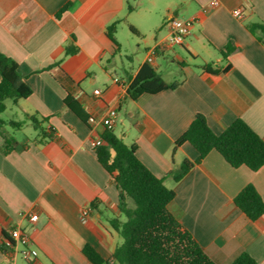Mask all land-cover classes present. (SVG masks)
I'll use <instances>...</instances> for the list:
<instances>
[{
  "label": "crops",
  "instance_id": "1",
  "mask_svg": "<svg viewBox=\"0 0 264 264\" xmlns=\"http://www.w3.org/2000/svg\"><path fill=\"white\" fill-rule=\"evenodd\" d=\"M237 8L241 19L232 16ZM171 17L195 22L181 46L162 49L149 65L166 83H181L131 100L127 88L147 52L167 39ZM115 22L114 43L106 29ZM252 24L264 26V0H220L217 7L208 0H0V53L18 64L31 88L13 105L25 119L47 118L43 126L54 131L43 144H36L34 131L7 153L0 140V264H9L4 244L13 227L37 251L34 259L16 257L13 264H91L82 254L85 244L103 259L120 245L109 222L124 219L118 193L94 152L110 109L126 126L119 136L116 124L113 133L134 144L138 160L173 190L167 209L205 255L214 264H230L246 252L264 264V215L250 221L233 202L248 184L264 201V166L233 168L211 151L179 182L167 177L198 156L188 143L173 151L197 114L215 134L239 118L264 140V32H250ZM229 43L235 50L224 59ZM130 44L136 54L143 50L136 62L128 56ZM67 45L77 52L64 56ZM64 75L84 121L63 103ZM82 209H89L86 223L79 219ZM21 211L37 221L20 218Z\"/></svg>",
  "mask_w": 264,
  "mask_h": 264
},
{
  "label": "trees",
  "instance_id": "2",
  "mask_svg": "<svg viewBox=\"0 0 264 264\" xmlns=\"http://www.w3.org/2000/svg\"><path fill=\"white\" fill-rule=\"evenodd\" d=\"M61 8L56 17L64 12ZM116 22L106 29L107 36L115 43ZM250 32H264V26H247ZM229 43L221 55L224 59L234 51ZM77 52L71 45L65 47L64 56ZM160 51H157V54ZM60 61L57 62V65ZM203 70H208L202 65ZM48 67L46 70H49ZM66 95L65 107L79 119L86 120L81 104L73 97L71 79L64 75L59 79ZM181 82L166 83L149 64H144L127 88V95L136 100L143 94H156L164 90L175 89ZM31 88L24 82L18 70V64L0 53V140L3 153L16 147L13 136L5 126L21 128L23 122H4L1 114L5 111V101L12 104L27 98ZM38 133L36 144L53 139V129L47 124V118L30 116L26 118ZM101 143L94 147L97 161L111 176L118 193V209L124 216L111 219L110 225L121 239L112 254L103 259L90 245L82 248L83 256L91 264H214L196 243L191 234L169 213L167 207L175 193L163 184V179L155 177L137 158L136 146L127 145L112 130L105 127L100 136ZM184 143L190 144L198 153L196 160L184 159L180 165L170 171L167 177L179 182L195 165L211 151L217 152L233 168L245 166L257 171L264 166V140H262L242 119L233 121L220 134H215L201 114L195 115L185 132L175 141L173 151ZM234 205L250 220L255 221L264 215V201L248 184L233 199ZM230 264H257L246 252L238 255Z\"/></svg>",
  "mask_w": 264,
  "mask_h": 264
},
{
  "label": "built area",
  "instance_id": "3",
  "mask_svg": "<svg viewBox=\"0 0 264 264\" xmlns=\"http://www.w3.org/2000/svg\"><path fill=\"white\" fill-rule=\"evenodd\" d=\"M212 7L219 6L220 0H208ZM232 16L236 19H241L242 9L237 8L233 10ZM195 22V18L178 19L171 17L167 19L166 26L168 29L167 39L158 46L152 48L147 52L146 63L151 64L154 57L157 55V51H161L164 48L173 46H181L185 38L189 35L190 28ZM94 94H98V91H94ZM117 124V114L114 109H110L104 119V127L112 130ZM101 140L97 139L94 145H100ZM89 209H82L79 215L81 223H86L88 220ZM20 218L27 219L28 221L35 223L37 221V215L30 212L21 211L18 213ZM4 253L9 264H13L16 257H20L24 261H29L37 256V251L31 247V240L28 235L18 227H13L9 231V238L4 244Z\"/></svg>",
  "mask_w": 264,
  "mask_h": 264
},
{
  "label": "rangeland",
  "instance_id": "4",
  "mask_svg": "<svg viewBox=\"0 0 264 264\" xmlns=\"http://www.w3.org/2000/svg\"><path fill=\"white\" fill-rule=\"evenodd\" d=\"M131 48V51L128 53V56H132L133 62H136L135 56H139L143 54V50H141L139 53H134L136 51V48L133 47V45H129ZM122 61L126 63V60L124 57H122ZM5 106L6 109L5 111L1 114V119L4 122H9V121H16V122H23V125L21 128H13L10 126H5V130L9 132L13 138L17 141L23 140L25 138H31L34 136V130L32 128V125L29 121H26V119L19 113V111L16 109V107L12 104L10 100L5 101ZM126 126L120 124H117L115 132L117 135L120 136L122 131H125ZM124 220V219H123Z\"/></svg>",
  "mask_w": 264,
  "mask_h": 264
}]
</instances>
